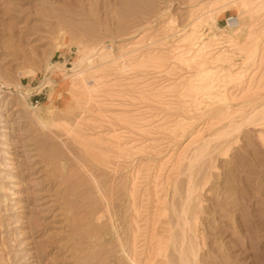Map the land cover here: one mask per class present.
Here are the masks:
<instances>
[{"label":"rangeland","instance_id":"rangeland-1","mask_svg":"<svg viewBox=\"0 0 264 264\" xmlns=\"http://www.w3.org/2000/svg\"><path fill=\"white\" fill-rule=\"evenodd\" d=\"M0 264H264V0H0Z\"/></svg>","mask_w":264,"mask_h":264},{"label":"bare ground","instance_id":"bare-ground-1","mask_svg":"<svg viewBox=\"0 0 264 264\" xmlns=\"http://www.w3.org/2000/svg\"><path fill=\"white\" fill-rule=\"evenodd\" d=\"M222 59V58H224V60L226 61V62H228V65H230V67H233V64H232V59H229L228 57H222V56H217V59ZM187 211V210H186ZM196 236V235H195ZM196 242V241H195Z\"/></svg>","mask_w":264,"mask_h":264},{"label":"built area","instance_id":"built-area-1","mask_svg":"<svg viewBox=\"0 0 264 264\" xmlns=\"http://www.w3.org/2000/svg\"><path fill=\"white\" fill-rule=\"evenodd\" d=\"M231 25H233V22L232 21H230L227 26H231Z\"/></svg>","mask_w":264,"mask_h":264}]
</instances>
